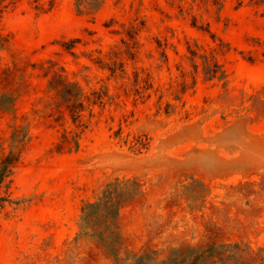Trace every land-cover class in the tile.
<instances>
[{"label": "rangeland", "instance_id": "374dc122", "mask_svg": "<svg viewBox=\"0 0 264 264\" xmlns=\"http://www.w3.org/2000/svg\"><path fill=\"white\" fill-rule=\"evenodd\" d=\"M77 2L0 0L10 37L0 100L16 107H0L5 152L15 125L30 134L10 178L14 202L0 210V264H131L77 239L83 204L115 177L143 186L119 216L122 258L237 243L230 264H264V2L104 0L96 12ZM221 42L227 77L206 80L189 45ZM59 68L87 92L108 87L76 151L57 150L76 129L67 111H46Z\"/></svg>", "mask_w": 264, "mask_h": 264}, {"label": "trees", "instance_id": "16d2710c", "mask_svg": "<svg viewBox=\"0 0 264 264\" xmlns=\"http://www.w3.org/2000/svg\"><path fill=\"white\" fill-rule=\"evenodd\" d=\"M199 1L204 5L212 3L218 8L223 6L224 0H193ZM240 3L243 0H239ZM264 0H256V3H263ZM104 0L98 2H88L87 0H78L77 6L81 12L82 7L89 8L95 12L101 9ZM203 30H208L209 24L203 20L195 18L194 25H198ZM140 28L138 24H133L128 33L131 39H136L139 35ZM10 37L0 32V52L7 48ZM221 42L216 48L211 50L204 49L196 44L195 47L189 45V52L196 70L201 67V71L206 80H223L227 77L224 65L218 58L219 53L224 52L225 46ZM201 63L198 64L197 60ZM102 63V62H101ZM116 61L113 62L115 64ZM104 64V63H102ZM121 67L124 64L121 63ZM116 72L114 68H110ZM49 89L55 94V100L48 102L46 111L50 110L52 114L59 111L61 113L59 119L66 116V112L70 116V120L76 126L75 130L65 131L61 141L57 144L59 152L76 151L80 147V139L82 134L89 126V120L94 117V109L96 106H104L106 97L108 96V87L103 86L100 90L87 92L86 88L76 80H70L65 74L64 68L54 70L49 80ZM0 107L5 111L15 112L16 107L14 100L12 106L6 107L0 100ZM64 108L65 111L62 109ZM88 113V120L86 119ZM28 117H25L27 120ZM30 138L29 125H15L10 137L7 139L8 152L5 150V143L0 139V210L4 209L6 202L13 203L10 198L11 183L10 179L14 173V168L20 160L22 147ZM143 190L142 183L137 178L115 177L106 182L95 200H88L82 206V213L79 220L78 237H89L96 240L100 245L105 247L117 260L131 261V264H230L231 261L238 260L239 244H221L215 243L210 246H187L175 248L167 259L158 261L153 258L151 253L129 252L125 258L121 257L123 250V237L119 225V216L124 207L136 199ZM16 203H19L16 201ZM235 264V263H232Z\"/></svg>", "mask_w": 264, "mask_h": 264}]
</instances>
